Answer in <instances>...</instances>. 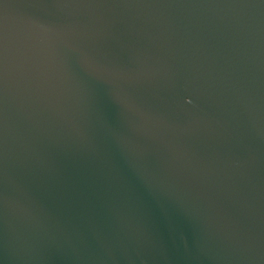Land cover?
<instances>
[{
	"label": "water",
	"instance_id": "95a60500",
	"mask_svg": "<svg viewBox=\"0 0 264 264\" xmlns=\"http://www.w3.org/2000/svg\"><path fill=\"white\" fill-rule=\"evenodd\" d=\"M110 2L0 0V264H264V0Z\"/></svg>",
	"mask_w": 264,
	"mask_h": 264
},
{
	"label": "snow or ice",
	"instance_id": "6c2138e0",
	"mask_svg": "<svg viewBox=\"0 0 264 264\" xmlns=\"http://www.w3.org/2000/svg\"><path fill=\"white\" fill-rule=\"evenodd\" d=\"M111 3L110 0H32L34 8L51 5L63 9L81 6H103ZM25 16L29 22L45 23L44 18L33 11L26 13ZM78 51L84 65L92 66L99 72L110 73L113 71L111 67L99 61L90 51L86 49H78ZM36 54V47L30 34L21 31L12 41L6 25L0 23V165L3 162L6 90L9 76L13 67L21 76L26 75L34 62ZM188 103H191V101Z\"/></svg>",
	"mask_w": 264,
	"mask_h": 264
}]
</instances>
